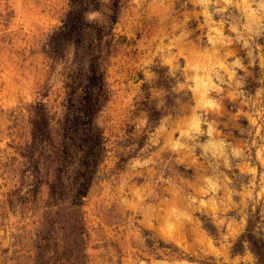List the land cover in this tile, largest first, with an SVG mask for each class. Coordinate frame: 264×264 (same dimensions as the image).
Returning a JSON list of instances; mask_svg holds the SVG:
<instances>
[{
  "label": "rangeland",
  "instance_id": "obj_1",
  "mask_svg": "<svg viewBox=\"0 0 264 264\" xmlns=\"http://www.w3.org/2000/svg\"><path fill=\"white\" fill-rule=\"evenodd\" d=\"M0 264H264V0H0Z\"/></svg>",
  "mask_w": 264,
  "mask_h": 264
},
{
  "label": "trees",
  "instance_id": "obj_2",
  "mask_svg": "<svg viewBox=\"0 0 264 264\" xmlns=\"http://www.w3.org/2000/svg\"><path fill=\"white\" fill-rule=\"evenodd\" d=\"M90 106L92 107V104L90 103ZM95 107V106H94ZM80 113H81V115L82 116H84V118H87L88 120L90 119V118H92L91 116H92V111H91V108L88 106V105H82L81 107H80ZM80 118H81V116H80ZM100 139H95V142H97V141H99ZM95 146H91V147H89V149L87 150V153H88V156H89V154L91 153V151H92V149L94 148ZM89 180H90V175L88 174V176L86 175V176H84V180L81 182V187H80V190H79V194H84V190H85V188H87V186H88V184H89Z\"/></svg>",
  "mask_w": 264,
  "mask_h": 264
}]
</instances>
